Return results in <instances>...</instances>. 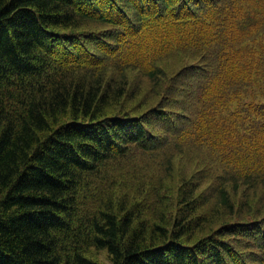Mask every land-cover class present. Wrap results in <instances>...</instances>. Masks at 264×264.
Returning <instances> with one entry per match:
<instances>
[{
	"label": "trees",
	"instance_id": "16d2710c",
	"mask_svg": "<svg viewBox=\"0 0 264 264\" xmlns=\"http://www.w3.org/2000/svg\"><path fill=\"white\" fill-rule=\"evenodd\" d=\"M92 250L264 264V0H0V264Z\"/></svg>",
	"mask_w": 264,
	"mask_h": 264
},
{
	"label": "rangeland",
	"instance_id": "374dc122",
	"mask_svg": "<svg viewBox=\"0 0 264 264\" xmlns=\"http://www.w3.org/2000/svg\"><path fill=\"white\" fill-rule=\"evenodd\" d=\"M129 76L131 78H133L134 80L139 81L138 86L142 90H145L147 88V85H148L147 81L144 78H141V80H140V77L137 75V73L131 71L129 73ZM134 103H135V101L128 100L126 102L125 108L128 109V108L132 107L134 105ZM136 111H140V109H138V110L136 109ZM185 163L186 162H180L179 164H177V166H175L174 174L171 176L173 178L171 180H169L166 184V186L168 187L167 193L171 199L176 197V195H177V191H178V188L180 186V179H188V176H189L188 172H190V170H187L186 173H183V171H181L183 169ZM184 168L188 169L187 167H184ZM154 173H159V172H158V170H154ZM183 174H185V175L183 176ZM168 204L170 207V213L168 215V221L170 222V224H172L174 216H175L174 214H172V211H174L176 208H175L174 203H171V200H169ZM90 257L94 261L98 262L99 264H110L108 257H107V253L105 250H92Z\"/></svg>",
	"mask_w": 264,
	"mask_h": 264
},
{
	"label": "bare ground",
	"instance_id": "6f19581e",
	"mask_svg": "<svg viewBox=\"0 0 264 264\" xmlns=\"http://www.w3.org/2000/svg\"><path fill=\"white\" fill-rule=\"evenodd\" d=\"M51 48H52V47H51ZM52 49H53V48H52ZM50 53H52V52H50ZM44 55H45V54H44ZM68 119H69V118H68ZM147 121H148V120H147ZM63 123H64V122H63ZM63 123H62V124H63ZM69 126H70V125H69ZM65 128H66V127H65ZM78 144H79V143H78ZM80 147H81V146H80ZM81 148H83V147H81ZM85 163H86V162H85Z\"/></svg>",
	"mask_w": 264,
	"mask_h": 264
}]
</instances>
